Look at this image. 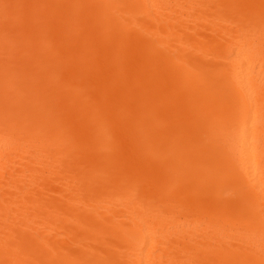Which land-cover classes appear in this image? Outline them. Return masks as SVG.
Wrapping results in <instances>:
<instances>
[{"label": "bare ground", "instance_id": "6f19581e", "mask_svg": "<svg viewBox=\"0 0 264 264\" xmlns=\"http://www.w3.org/2000/svg\"><path fill=\"white\" fill-rule=\"evenodd\" d=\"M0 264H264V0H0Z\"/></svg>", "mask_w": 264, "mask_h": 264}]
</instances>
